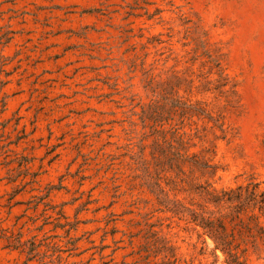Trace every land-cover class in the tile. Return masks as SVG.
Wrapping results in <instances>:
<instances>
[{"label": "rangeland", "instance_id": "374dc122", "mask_svg": "<svg viewBox=\"0 0 264 264\" xmlns=\"http://www.w3.org/2000/svg\"><path fill=\"white\" fill-rule=\"evenodd\" d=\"M0 264H264V0H0Z\"/></svg>", "mask_w": 264, "mask_h": 264}, {"label": "trees", "instance_id": "16d2710c", "mask_svg": "<svg viewBox=\"0 0 264 264\" xmlns=\"http://www.w3.org/2000/svg\"><path fill=\"white\" fill-rule=\"evenodd\" d=\"M32 252H33V249H31V250H29V252H27L29 259H32L34 257V256H32Z\"/></svg>", "mask_w": 264, "mask_h": 264}]
</instances>
